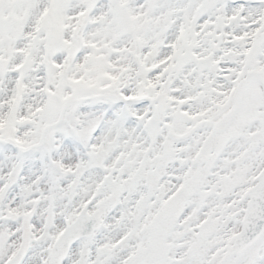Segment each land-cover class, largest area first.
Wrapping results in <instances>:
<instances>
[{"label":"snow or ice","instance_id":"1","mask_svg":"<svg viewBox=\"0 0 264 264\" xmlns=\"http://www.w3.org/2000/svg\"><path fill=\"white\" fill-rule=\"evenodd\" d=\"M0 264H264V0H0Z\"/></svg>","mask_w":264,"mask_h":264}]
</instances>
